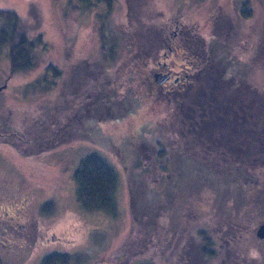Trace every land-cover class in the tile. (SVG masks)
<instances>
[{
    "label": "rangeland",
    "instance_id": "obj_1",
    "mask_svg": "<svg viewBox=\"0 0 264 264\" xmlns=\"http://www.w3.org/2000/svg\"><path fill=\"white\" fill-rule=\"evenodd\" d=\"M243 1L244 9H250L253 13L247 20L239 19L235 12L242 0H146L145 12L154 19L155 29L148 30L154 43L148 49L145 47V52L153 54L165 37L174 45L182 39L183 47L189 48L198 47L197 43L204 41L205 54L194 56L198 59H195L198 69L191 73L194 74L196 84L192 89L195 88V91L203 84L208 88L218 86L221 84L218 83V76L221 75L219 69L216 73V64L206 57L207 41L214 31L227 36L226 43L229 42L228 45L231 46L229 51L239 50L242 60H247L248 54L251 57L257 56L255 53L258 52L259 38L264 33V0ZM81 3L78 0H0V9L11 10L29 27L27 35L30 38L41 35L42 42L36 44L37 48L43 45L36 70L12 75L10 79H7V57L4 53L0 54V86L5 84L0 91V198L6 196V193H14L22 187V183L28 184L36 180L37 185L44 190H55L52 193L55 208L58 214L63 215L55 230L59 236L76 240L75 245L79 246L76 252L84 257L82 264H172L183 252L181 247L185 239L184 232L179 230L174 233V237L165 233L156 234L152 240L144 234L146 239L142 242L139 235L142 221L130 211L127 178L129 175L134 176L132 156L135 160L144 162L150 157V146H156L155 140L160 139L161 135L164 138L168 135V142H172L170 144L175 148L178 147L174 141L187 152L193 151L190 146L197 141L183 137L184 134L178 131L179 127L172 125L169 118L175 97L180 99L183 93L175 97L159 94L156 87L147 81L150 65L144 68L141 64H135L132 61L135 56L131 53L133 50L126 48L124 44L116 50L115 63L101 69L96 61L100 57L98 47L101 43V31L107 34L106 39L112 33H124L125 25L127 28L126 0H113L108 10L100 3L94 7V12L91 11L93 8L89 10ZM175 32L173 36L171 33ZM134 40L142 42L136 36ZM188 61L187 57L176 58L174 69L181 66L187 68ZM77 62H83L91 73L88 85L83 87L81 84L78 93L70 85L71 77L76 74L81 79V69L75 67ZM103 62L106 64L105 60ZM49 64L60 70L61 77L56 78L55 83L48 88L47 83L50 85L54 78L52 71H44ZM255 65V86L260 88L264 84V56L259 55V59L256 57ZM75 69L78 70L77 73ZM44 76L48 82L42 80ZM114 87L117 96L110 93ZM100 92L107 93L117 101L115 117L98 120L100 110L96 109V100ZM246 95L250 102L248 106H243L241 112L245 114L242 118L249 125L253 120L252 115L250 117L253 104L255 101L257 105L260 104L261 97L258 91L253 93L252 89ZM80 103L85 108V119L82 124L79 120L70 122L64 140L55 138L61 142L60 145L35 154L24 153L27 150L23 145L20 147L21 151L15 147L16 142L10 137L13 132L20 131L27 135L45 113L63 108L66 115L71 114ZM261 106L264 108L263 104ZM65 113L59 121L48 115L52 137L55 136L56 120L58 124L67 120ZM175 135L181 136L180 139L175 140ZM90 151H98L106 157L117 173L115 214L109 215L101 211L79 214L75 209L78 188L73 173L80 159ZM159 179L155 175L148 177L150 182L158 180V186L162 187L163 181ZM152 187L142 195L161 202L162 209L159 208L154 216L166 220L165 209L168 207L159 193L161 190ZM27 191L30 198H37L38 189ZM207 204L205 200L194 204L199 211L194 214L185 212L180 221L188 223L189 221H185L186 217L197 214L195 219L205 222ZM61 241L65 240L61 238ZM233 242L232 237L224 238V245L219 249L222 257L208 263L218 264L225 257V264H248L246 261L250 259V253L256 251L261 259L250 260L255 264H264V252L256 250L258 245L248 240L245 245H238L241 250L238 249L237 253L242 254V258L231 251ZM37 258H31L27 263Z\"/></svg>",
    "mask_w": 264,
    "mask_h": 264
},
{
    "label": "trees",
    "instance_id": "obj_2",
    "mask_svg": "<svg viewBox=\"0 0 264 264\" xmlns=\"http://www.w3.org/2000/svg\"><path fill=\"white\" fill-rule=\"evenodd\" d=\"M78 1H82L81 4L89 10L93 8V12L98 4L102 3L104 9L108 10L113 2ZM241 3L236 6L235 12L239 19L247 20L253 13L250 9H244L243 0ZM145 4L146 0H126L127 28L125 25L124 33H112L106 39L107 34L100 30V57L96 61L101 69L115 63L116 50L123 44L134 51L141 45L148 49L154 43L148 34L149 29H155L154 19L146 14ZM28 30L29 27L14 12L0 9V54L4 53L8 60L7 79L12 75L35 71L38 67L37 60L43 45L37 48L36 44L42 42L41 35L30 38L27 35ZM135 36L142 42L134 40ZM210 38L207 41L206 57L218 67L221 74L218 76V83L221 84L209 88L203 84L195 91V88H190L180 99L175 97L169 113L171 124L179 127L178 131L184 134L183 137L198 140V145L195 143L190 146L192 150L195 147V151L187 152L176 141L174 142L179 149L171 147L172 142H168V135L165 138L161 135L160 139L155 140L156 146H150V157L144 162L135 160L132 156L134 176L129 175L127 178L130 211L142 221L140 234L137 233L141 235L142 242L146 239L145 235L152 240V237L162 233L174 237L175 232H184L185 239L181 247L183 252L172 264H207L217 261L222 257L219 249L227 237L234 240L231 251L242 258L244 256L237 253L241 248L237 246L245 245L247 240L259 246L257 251L264 252V239H257L252 234L257 224L264 221V108L261 106L264 105V84L260 88L255 86L256 57L259 59V55L264 56V33L259 38L258 52L255 53L257 56L251 57L248 54L247 60H242L239 50H232L237 54L229 51L231 46L228 45L229 42L226 43L227 36L221 32L214 31ZM77 63L75 67L81 69V79L76 74L71 77L70 85L75 87L78 84L80 87L82 84L86 87L91 73L83 62ZM44 71H52L54 76L50 85L47 83L48 88L55 83L56 78L61 77L60 70L55 65L49 64ZM77 71L75 69L76 73ZM42 80L48 82L46 76ZM115 87L110 93H114ZM250 89L253 93L258 91L261 98L260 104L257 105V101L253 104V113L250 114L253 120L248 125L242 118L245 114L241 111L250 102L246 95ZM114 94L118 95L116 92ZM113 100L107 93H99L96 100V109L100 110L99 121L116 116L115 105L118 103ZM48 115L49 112L38 119L27 135L20 131L11 134L18 150L21 151L20 147L23 145L27 150H22L24 153L35 154L60 145L61 142L57 139L64 140L67 130L61 124V130H58L56 121L53 134L55 136L52 137ZM228 120L231 123L228 124ZM175 136V140L181 137ZM151 175L160 177L159 181L162 179L163 186H158V180L150 182L148 177ZM73 178L78 188L75 199L82 209L87 212L101 211L109 215L116 213L114 194L118 176L106 157L98 151L88 152L80 159ZM151 186L161 190L159 193L168 207L165 209L166 220L154 216L159 208L162 209L161 202L142 195ZM204 200L208 203L205 222L197 221V214L194 217L187 216L185 221H189L188 223L180 221L185 212L194 214L199 211L194 204ZM81 256L62 255L61 258H56V262L82 264ZM225 261L224 257L218 264H225ZM253 262L250 259L246 261L248 264H255Z\"/></svg>",
    "mask_w": 264,
    "mask_h": 264
},
{
    "label": "flooded vegetation",
    "instance_id": "obj_3",
    "mask_svg": "<svg viewBox=\"0 0 264 264\" xmlns=\"http://www.w3.org/2000/svg\"><path fill=\"white\" fill-rule=\"evenodd\" d=\"M171 34L175 36L176 32ZM165 38L163 43L155 48L153 54L145 52L143 47L131 51L133 55L135 54L132 61L135 64H141L144 68L146 65H150V76L147 77V81L156 87L159 94L175 97L195 86L194 74L191 75V73L197 71L198 67L196 68L195 64L198 59L194 56L196 54L204 55L206 47H204V41H199L198 47L189 48L183 47L182 39L176 43L177 45H174L168 37V41ZM179 57L189 59L187 68L181 66L174 69L176 58ZM215 72H218L217 67ZM156 74L160 75L161 82L154 80ZM75 86L74 89L78 93V84ZM80 104H77L76 110L71 114L66 115L62 108L49 112V115L53 120L59 121L65 113L67 120L61 124L64 130H68L71 121L79 120L82 124L85 119V108L82 106L83 103ZM226 122L231 123L229 120ZM240 125L243 127L242 124ZM59 129L61 130L60 127ZM167 145L169 144L167 143ZM193 150L195 151V147ZM37 183V180L28 184L22 183V187L16 189L14 193H6V196L0 198V264H28L27 262L34 257L38 258L30 263L57 264L56 258H61L62 255L70 257L80 255L79 252H76V248L79 247L75 245L76 240L59 236L55 230V226L63 216L58 214L55 208V200L52 195L55 190L48 189L46 191ZM28 189H38L37 198H30ZM76 204L75 209L79 214L80 212L90 213L82 209L77 200ZM61 238L65 241H61ZM81 257L83 260V255ZM47 258L50 259L47 260Z\"/></svg>",
    "mask_w": 264,
    "mask_h": 264
},
{
    "label": "water",
    "instance_id": "obj_4",
    "mask_svg": "<svg viewBox=\"0 0 264 264\" xmlns=\"http://www.w3.org/2000/svg\"><path fill=\"white\" fill-rule=\"evenodd\" d=\"M160 79V75L159 74H156L154 76V80L157 81V82H161L162 80H159ZM5 87V84H2L0 86V91L2 88ZM254 235L255 237L258 239H264V221L261 222V223H258L257 226L254 228ZM9 264H14V263H9ZM99 264H107V263H99ZM110 264H119L117 262H113V263H110Z\"/></svg>",
    "mask_w": 264,
    "mask_h": 264
},
{
    "label": "clouds",
    "instance_id": "obj_5",
    "mask_svg": "<svg viewBox=\"0 0 264 264\" xmlns=\"http://www.w3.org/2000/svg\"><path fill=\"white\" fill-rule=\"evenodd\" d=\"M249 258L259 261L261 259V256H260V254L258 252L253 251V252L250 253V257Z\"/></svg>",
    "mask_w": 264,
    "mask_h": 264
}]
</instances>
